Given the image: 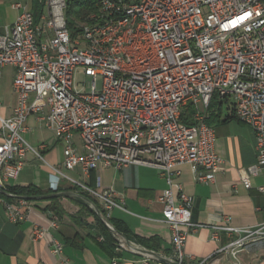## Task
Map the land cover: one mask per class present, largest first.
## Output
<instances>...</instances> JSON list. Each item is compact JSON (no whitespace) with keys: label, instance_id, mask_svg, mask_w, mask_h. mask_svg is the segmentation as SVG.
<instances>
[{"label":"built area","instance_id":"obj_1","mask_svg":"<svg viewBox=\"0 0 264 264\" xmlns=\"http://www.w3.org/2000/svg\"><path fill=\"white\" fill-rule=\"evenodd\" d=\"M39 2L43 8L37 21L31 8L12 2L19 12L0 32V75L5 66L15 69L16 103L9 116L0 113V193L10 198L4 201L8 220L23 222L32 209L29 200L8 191L7 184L17 177L28 151L44 159L45 145L33 146L24 137L27 118L34 115L63 143L66 169L79 166L88 172L129 164L159 169L166 187L156 199L171 231L172 248L166 256L143 249L115 230L110 212L123 206L112 187H90L51 166L50 188L56 191L61 178L77 184V196L86 193L98 203L86 199L113 232L116 247L142 255V264L151 259L155 264H186L185 241L195 227L193 198L176 180V167L187 163L197 182L215 181L222 158L208 122L212 101L255 131L256 161L242 170L243 186L251 187L250 175L264 168V0H127L130 19L133 12H141V20L138 30L124 37H117L124 19L115 0H96L85 18L90 26L75 34L61 19L66 0ZM83 37L112 39V48L126 43L125 56L109 59L112 48L96 56ZM78 67L89 77L88 90L75 84ZM184 113L192 123L181 120ZM75 133L82 151L73 144ZM49 222L56 227L57 216L51 215ZM214 228L237 234L218 250L234 257L250 237L264 235V225L251 229L225 223ZM46 230L34 225L33 239H41ZM50 236L52 252L59 254L63 244ZM210 260L216 258L204 257L195 264ZM105 264L120 263L114 258Z\"/></svg>","mask_w":264,"mask_h":264},{"label":"crops","instance_id":"obj_2","mask_svg":"<svg viewBox=\"0 0 264 264\" xmlns=\"http://www.w3.org/2000/svg\"><path fill=\"white\" fill-rule=\"evenodd\" d=\"M13 1L16 0H0V32L17 17L19 10L11 6ZM17 1L31 9L35 3V0ZM2 71L4 75H11V99L5 103L0 100V113L9 116L16 103V94L12 89L15 69L12 66L3 67L0 83ZM26 124L28 130L24 137H28L25 139L33 146L45 145L44 159L28 151L17 177L10 179L7 185H33L46 192L26 198L32 204V209L28 219L20 223L8 220L4 201L10 198L0 193V264H105L114 258L120 264H142V255L116 247V240L113 241L112 249L103 244L104 236L93 214H86L80 220L73 218L80 209L75 201L76 197H80L76 195L80 191L79 186L67 178H61L59 189L53 191L50 188L54 182L51 166H57L67 177L90 187H112L123 208H113L110 218L126 228L130 237L126 239L153 251L157 256L170 254L171 231L162 220V204L156 199L166 187L165 178L159 169L142 164H129L121 168L99 166L88 172L79 166L66 169L62 164L63 143L55 133L45 128L34 115L27 118ZM210 124L215 130L216 152L222 158L215 181L197 182L187 163L176 167L179 172L176 180L193 198L191 221L195 227L185 241L186 264H195L197 260L208 256L216 258V261L210 260L207 264H264V235L250 237L247 245L234 257L228 251L218 250L237 234L216 231L214 228L225 223L251 229L264 225V190L259 189L260 186L264 187V168L250 175L251 187L245 188L241 181L242 170L256 161L255 131L244 121L227 113L223 107L219 120L211 117ZM44 129L50 130L54 137L46 138ZM35 130H39L38 138L34 136ZM73 144L78 151H82L77 133L73 136ZM53 193L61 194L51 195ZM53 196L58 197L64 210L58 217L56 227L50 225L53 212L47 207L49 198ZM34 225L47 229L41 239H33ZM215 231L217 237L214 238ZM50 234L63 244L59 254L52 252ZM138 238L146 240L150 247L139 242ZM156 262L155 259L150 260V264Z\"/></svg>","mask_w":264,"mask_h":264},{"label":"trees","instance_id":"obj_3","mask_svg":"<svg viewBox=\"0 0 264 264\" xmlns=\"http://www.w3.org/2000/svg\"><path fill=\"white\" fill-rule=\"evenodd\" d=\"M96 0H66V8H65V20L67 22V27L71 31L72 34H75L78 31L79 23L87 20L85 19L87 15L93 11L96 7L95 5ZM33 13L35 15L36 21L39 18V15L42 11V4L39 2V0H35V3L33 5ZM220 112L221 107L218 102L215 100L212 101L208 116V122L210 123L211 117H214L215 120H219L220 118ZM181 120L185 123H192L189 116H187L185 113L181 115ZM8 191L14 192L17 195L23 196L25 198L29 196H35L38 194H43L46 191L38 188L37 186L28 185V186H7ZM59 189V187L56 189V191ZM51 191V190H49ZM54 191V190H53ZM93 201L98 205V203L90 197L88 194H83L82 197H76L75 201L80 205V209L77 212L75 216H73L74 219L80 220L82 219V216L86 214H93L96 217L97 223L100 225L104 240L103 244L109 248L112 249L113 247V241L116 240L115 236L112 234V232L105 226L103 221L100 219L99 215L96 213V211L90 207L88 201ZM50 202L47 205V207L53 212V215L61 216L64 213V210L61 206V204L58 202V197L53 196L49 198ZM99 206V205H98ZM112 225L114 226L115 230L119 233H122L125 235L126 238L130 239L129 234L127 233V230L125 227H123L117 220L110 218L109 219ZM142 244L150 247V244L147 243L146 240L138 238L137 239Z\"/></svg>","mask_w":264,"mask_h":264},{"label":"bare ground","instance_id":"obj_4","mask_svg":"<svg viewBox=\"0 0 264 264\" xmlns=\"http://www.w3.org/2000/svg\"><path fill=\"white\" fill-rule=\"evenodd\" d=\"M115 6L118 12H121V19H124L117 26V37H124L129 31H137L140 27L141 12H133L130 19V6L127 0H115ZM66 3H62L61 19L65 20ZM90 26V19L79 23V29H86ZM84 45H91V51L96 56H104V52L110 51L112 48V39L102 41L92 40V37H83ZM126 43H119L117 48H112L109 52V59H120L125 56Z\"/></svg>","mask_w":264,"mask_h":264},{"label":"rangeland","instance_id":"obj_5","mask_svg":"<svg viewBox=\"0 0 264 264\" xmlns=\"http://www.w3.org/2000/svg\"><path fill=\"white\" fill-rule=\"evenodd\" d=\"M17 1V0H16ZM15 2V1H13ZM82 23V22H81ZM3 73V78H2V82L0 83V100L5 103L7 102L8 100L11 99V90H10V81H11V75L8 73L7 75H4V72L2 71ZM75 84L77 87H81V86H84L83 89L84 90H88L89 89V77L84 75L83 71H82V68L78 67L75 71ZM97 84H98V87L100 86L101 84V79L98 78L97 80ZM44 133H45V136L46 138H53V133L50 131V130H46L44 129ZM34 136L36 138L39 137V130L34 132ZM25 137L27 138L28 136L25 135Z\"/></svg>","mask_w":264,"mask_h":264},{"label":"water","instance_id":"obj_6","mask_svg":"<svg viewBox=\"0 0 264 264\" xmlns=\"http://www.w3.org/2000/svg\"><path fill=\"white\" fill-rule=\"evenodd\" d=\"M58 194H61V193H53V194H51V195H58Z\"/></svg>","mask_w":264,"mask_h":264}]
</instances>
